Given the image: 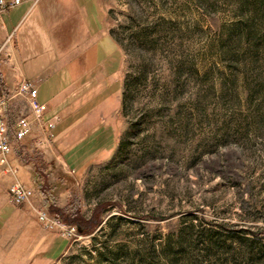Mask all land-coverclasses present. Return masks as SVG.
I'll list each match as a JSON object with an SVG mask.
<instances>
[{"label":"rangeland","instance_id":"1","mask_svg":"<svg viewBox=\"0 0 264 264\" xmlns=\"http://www.w3.org/2000/svg\"><path fill=\"white\" fill-rule=\"evenodd\" d=\"M100 2L122 81L109 149L49 168L35 128L16 149L69 240L55 264H264V0Z\"/></svg>","mask_w":264,"mask_h":264},{"label":"crops","instance_id":"2","mask_svg":"<svg viewBox=\"0 0 264 264\" xmlns=\"http://www.w3.org/2000/svg\"><path fill=\"white\" fill-rule=\"evenodd\" d=\"M102 13L100 0H21L0 15V45L13 33L0 55L1 92L11 96L6 118L13 128L16 118L28 113L17 91L21 81H35L46 106L44 120L55 121L53 147L48 154L49 146L43 149L49 168L82 167L111 145L122 81L119 46ZM34 127L36 135L44 133ZM21 141L14 142L11 161L18 179L35 190L33 161L16 155ZM53 155L60 163L50 160ZM13 179L0 165V264H55L69 240L42 227L31 204L9 201Z\"/></svg>","mask_w":264,"mask_h":264},{"label":"built area","instance_id":"3","mask_svg":"<svg viewBox=\"0 0 264 264\" xmlns=\"http://www.w3.org/2000/svg\"><path fill=\"white\" fill-rule=\"evenodd\" d=\"M21 0H0V15L7 9L16 6ZM13 38V33H10L5 41L0 45V55L1 53L10 46ZM4 82V75L1 69V59H0V165L5 171L11 174L17 172V167H15L10 159L13 152V144L15 141H21L28 135L32 134L34 130L35 122L40 126H43L44 140H40L39 143L42 144L47 142L50 138L54 136L52 131L55 126L54 121H45L44 113L46 110L45 104L41 103L38 99V87L33 80L25 79L21 81L18 94L25 98L30 113H25L19 115L14 126L9 124L6 118V111L8 109L9 100L11 96L6 95L1 92V87ZM9 201L13 204L29 203L31 204V199L34 196L33 189L26 186L20 180H14L8 187ZM34 211H36L37 217L40 223L47 229H54L57 225V221L49 217L48 212L44 209L37 208L33 206ZM74 232L76 228H73ZM64 229L63 234H68L71 236L70 231L66 232Z\"/></svg>","mask_w":264,"mask_h":264},{"label":"trees","instance_id":"4","mask_svg":"<svg viewBox=\"0 0 264 264\" xmlns=\"http://www.w3.org/2000/svg\"><path fill=\"white\" fill-rule=\"evenodd\" d=\"M34 166H35V165H34ZM36 169H37V166H35V170H36ZM39 189L41 190V194H42L43 196L46 197V195H47V198L52 196V195L49 194V192L47 191V190H48V187H47V185H46L44 182H42V183L39 185ZM73 221H75V222L77 223L78 228H79L80 231H84V230H83V226H85L84 224L87 223L85 220H83L82 218L77 217V215H75L74 218H73Z\"/></svg>","mask_w":264,"mask_h":264}]
</instances>
